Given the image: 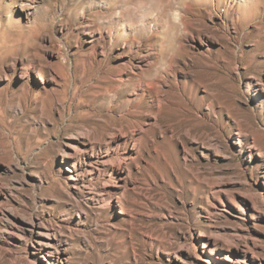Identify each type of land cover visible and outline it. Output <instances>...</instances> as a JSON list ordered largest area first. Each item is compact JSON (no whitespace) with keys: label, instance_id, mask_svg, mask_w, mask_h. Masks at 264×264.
Here are the masks:
<instances>
[{"label":"rangeland","instance_id":"374dc122","mask_svg":"<svg viewBox=\"0 0 264 264\" xmlns=\"http://www.w3.org/2000/svg\"><path fill=\"white\" fill-rule=\"evenodd\" d=\"M217 1L0 0V264H264V0Z\"/></svg>","mask_w":264,"mask_h":264},{"label":"bare ground","instance_id":"6f19581e","mask_svg":"<svg viewBox=\"0 0 264 264\" xmlns=\"http://www.w3.org/2000/svg\"><path fill=\"white\" fill-rule=\"evenodd\" d=\"M17 1V0H16ZM33 1V0H32ZM220 1L221 0H218L217 2H219L220 3ZM35 3V2H34ZM207 4V3H206ZM213 4V3H212ZM215 4V3H214ZM211 5V4H210ZM28 6V5H27ZM29 9V8H28ZM132 18V17H131ZM134 21V20H133ZM177 22V21H176ZM130 24V23H129ZM95 26V25H94ZM115 26V25H114ZM131 29V28H130ZM90 31V30H89ZM102 33V32H101ZM101 41V40H100ZM18 61V60H17ZM25 67V66H24ZM24 70H25V73H24V76L25 77H27L28 76V68H24ZM22 94V93H21ZM129 135V134H128ZM121 137H123V136H121ZM138 146V145H137ZM95 150V149H94ZM106 152V154H103V156L101 155V153L99 154H95L96 155V157L97 158H102V157H104V158H106L107 157V154H108V150H106L105 151ZM95 153V152H94ZM93 153V154H94ZM94 155V156H95ZM94 156H91L92 158H90L91 160H89V163H90V165H92V169H91V171H92V173L93 172H97L98 171V167L99 166H97L96 164H94ZM96 158V159H97ZM107 161V160H106ZM100 163V162H99ZM104 163H106V162H104ZM98 164V163H97ZM109 164V163H108ZM100 165V164H99ZM105 165V164H104ZM100 168V167H99ZM124 168V167H123ZM90 172V171H89ZM100 172V171H99ZM91 173V172H90ZM128 175L126 174V169H123L122 170V174H121V176H120V178H122L121 179V181L122 182H128V177H127ZM109 193V192H108ZM109 199V202H108V200H107V198H106V205H112L113 204V202H112V198L110 197V198H108ZM117 202L119 203L120 201H119V199L117 198ZM121 203V202H120ZM107 207V206H106ZM125 232V231H124ZM205 248H207V250H208V255H210V256H213V257H218V255H217V249H221V247H220V245L218 244V242H215L213 239H211V238H208V240L207 241H205V244H204V249ZM233 258V256H232V252L230 253V254H228V256H227V259H232ZM237 258V257H236ZM237 260V262L239 263V264H241V261L242 260H240L239 258H237L236 259ZM207 261H210L209 259L207 260Z\"/></svg>","mask_w":264,"mask_h":264}]
</instances>
